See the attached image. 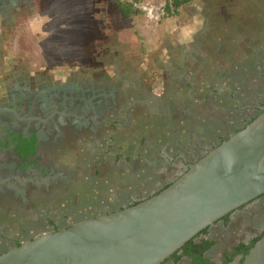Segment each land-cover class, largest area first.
Returning <instances> with one entry per match:
<instances>
[{"label": "rangeland", "instance_id": "obj_1", "mask_svg": "<svg viewBox=\"0 0 264 264\" xmlns=\"http://www.w3.org/2000/svg\"><path fill=\"white\" fill-rule=\"evenodd\" d=\"M8 2V10L4 12L6 17L0 23V86L3 80L8 83L9 78L18 79L22 72L29 79L48 77L61 81L72 74L95 79L108 76L112 84L122 75L129 82L137 80L141 103L145 99L151 102L153 95L158 97L166 88L172 94L171 106L151 109L153 117L145 111V106H140L139 127L135 120L128 129L118 127L114 144L103 139H87L86 143L73 140L76 143L73 154H91L90 172L84 180L86 176L87 180L92 179L93 189L88 194L85 182L83 192L70 205L45 207L41 215L56 223L75 225L79 220L74 216L91 214L95 209L109 212L129 196L150 191L148 184H153L154 180L148 172L149 165L163 156L161 148L163 151L165 145H170L164 147V155L172 157L177 153L172 145L175 139L184 145L202 144L207 138L208 127L221 133L224 122L232 123L237 116L233 105L219 115L220 106L214 100L206 104L195 100L189 103L192 105L190 110L187 94L192 90L199 91L204 81L200 75L188 91L184 77L197 75L201 68L206 69L217 83L216 87L219 84L222 89L232 86L236 89L235 96L239 97L243 107L248 104L246 98L260 92L264 84V14L260 8L264 0H196L183 9L179 18L170 19H161L163 0L142 3L139 6L141 15L130 19L122 17L114 0ZM208 3L216 5V11L207 7ZM216 14L221 19L215 18ZM260 34L263 36L261 41ZM255 40L261 43L255 51L259 65L256 74L249 68L253 56L243 47ZM193 51L195 55H192ZM181 52L185 53L184 57ZM243 62L245 66L241 65ZM235 64L239 67L237 72L244 77L242 84H233L229 76H223ZM168 121H171L175 135L170 132ZM143 139L146 141L142 146ZM166 140L169 144H165ZM129 148L133 149L130 162L126 160ZM188 153L187 157H191L194 152L188 150ZM138 155L146 159L135 160L133 157ZM161 164L163 162L156 164L153 170L161 171ZM170 169L174 170L173 167ZM93 204L96 207L92 211L90 206ZM66 212L70 217L64 216ZM241 216L226 228L218 226L212 230L209 237L215 241V246L208 256L213 264H220L221 257L229 254L237 242L254 234L255 227L264 217V207ZM51 230L47 227L41 234L51 233ZM21 231L20 220L0 224V236L13 239ZM178 264L190 263L184 259Z\"/></svg>", "mask_w": 264, "mask_h": 264}, {"label": "flooded vegetation", "instance_id": "obj_2", "mask_svg": "<svg viewBox=\"0 0 264 264\" xmlns=\"http://www.w3.org/2000/svg\"><path fill=\"white\" fill-rule=\"evenodd\" d=\"M9 4L8 0H0V23L6 17ZM212 5L217 9L216 5ZM262 77L264 82V75ZM17 78H9L8 83L3 80L0 86V224L20 220L22 231L13 239L0 236V255L16 248L18 244L34 239L45 232L47 227L52 228L53 232V227L48 226L49 222H53L56 227L66 225L64 222L56 223L41 215L43 209L53 205L57 207L70 205L72 200L83 192L85 182L84 187L88 194L93 189V180H87L88 176L84 180V176L90 172L89 165L93 160L91 154H73V147L76 144L73 140L86 143L87 139L91 141L103 139L114 144L112 140L115 141L118 127L128 129L134 120L139 127L140 106L142 108L145 106V111L153 117L151 109L161 105L171 106L172 97L169 93V96H166V91L170 92L166 88L158 97L153 95L151 102L145 99L141 103V93L136 87L137 80L134 79L135 83H132L122 75L116 78L117 82L114 84L108 76L95 79L81 78L76 74L69 75L64 81L48 77L29 79L25 72ZM242 78L244 80V77ZM262 86L260 92L251 93L246 98L245 103L248 104L244 107L239 97L233 95L236 100L233 110L237 116L232 123L224 122L221 133L212 130L214 127H208L207 138L202 144L191 142L192 145H184L177 138L172 143L177 153L172 157L164 155V147L168 148L170 145H165L163 151L161 148L163 156L160 155V159H154L149 165L148 172L154 180L151 182L153 184H148L151 187L150 191L138 196H129L121 204L112 207L109 212L150 198L182 176L190 165L220 145L221 140L228 139L236 130L257 118L264 107V84ZM168 142L170 141L166 140L165 144H169ZM188 150L194 152L191 157H187ZM133 158L146 159L142 156ZM159 162H163L161 171H154L155 165ZM171 167L174 170H171ZM134 178L139 181L137 176L134 175ZM261 206L264 207V194L230 213L227 222H224L223 218L215 222L207 228L206 237L199 238L210 239L209 236L215 227H227L236 217L244 216ZM95 207L94 204L90 206L92 211ZM95 210L91 214H80L73 218L92 219L107 213ZM64 216L70 217L68 212ZM45 218L47 220L44 221ZM263 232L264 217L255 227L254 234L246 236L234 247L241 243L248 245ZM241 258V255L236 256L228 264H239ZM184 259L189 262L184 257L180 262ZM162 264H174V261L169 258ZM220 264H223V256Z\"/></svg>", "mask_w": 264, "mask_h": 264}, {"label": "water", "instance_id": "obj_3", "mask_svg": "<svg viewBox=\"0 0 264 264\" xmlns=\"http://www.w3.org/2000/svg\"><path fill=\"white\" fill-rule=\"evenodd\" d=\"M263 194L264 107L159 194L38 235L0 255V264H162L200 232ZM243 264H264V235Z\"/></svg>", "mask_w": 264, "mask_h": 264}, {"label": "trees", "instance_id": "obj_4", "mask_svg": "<svg viewBox=\"0 0 264 264\" xmlns=\"http://www.w3.org/2000/svg\"><path fill=\"white\" fill-rule=\"evenodd\" d=\"M149 0H131L130 2L127 1H121V0H114V4L115 7L117 8V10L120 12V14L122 15L123 18L125 19H130L131 17L134 16H139L141 15V9L139 8V6ZM164 1V6L162 8V14H161V19H170V18H179L181 15V12L183 11V9L187 6L192 5L196 0H163ZM210 3L207 4V7L211 8L213 11H216V8ZM260 8L262 10V15L264 14V2H261ZM217 13V12H216ZM218 14V13H217ZM217 14L215 15V18H220L219 16H217ZM262 31V30H260ZM263 32V31H262ZM259 40L261 41L263 39V36L260 34L258 35ZM235 40V39H234ZM197 41V38H196ZM257 42V43H256ZM259 41L255 40L252 43L249 44H244L243 47L245 49V52L248 55L253 56L252 60H251V65H250V69L251 71L256 74L257 73V69L258 68V63L257 62V58L255 57L256 54L258 55L257 52H255L258 49V45H261V43H258ZM197 44H194V47H196ZM196 49V48H195ZM217 52V50H216ZM184 52H181V55L184 57ZM196 52L193 51L192 55H195ZM218 54V53H217ZM203 55V54H202ZM213 55L215 56L216 53L215 51L213 52ZM205 58V56H204ZM256 59V60H255ZM245 62H243L244 65ZM242 68V67H241ZM236 69H239V67L235 64L230 72H225L223 76L225 77H230L233 81V84L235 83H240L242 84V75L240 73H238ZM184 73H186V70L184 69ZM199 74V75H198ZM201 75V78L203 79L204 83L201 87H199V91L197 90H191V88L193 87L191 85V83L194 80H197L199 78V76ZM211 74L208 73V71H206V69H200L197 72V75H189L184 77V82L188 83V91L189 93L187 94V101H188V106L190 107L189 109L191 110V104H189L190 102H195V100H197L198 102H202L203 104L208 103V101H212L214 100L215 104L220 106V110L222 112V110H227L228 108H231L232 105L234 106L236 103L235 98L233 97V95L236 92V89L232 86L230 89L228 88H224L222 89L219 84L216 87V84L213 80V76H210ZM188 79V81H186ZM221 88V89H220ZM167 93H169V91H166ZM197 93V94H196ZM169 98V97H168ZM172 98V97H170ZM217 99V100H216ZM229 99V100H227ZM220 100V103H219ZM230 101V103H229ZM255 119H253L252 121H250L247 125H249L251 122H253ZM167 124L169 125L170 128V132L174 133V129H172V124L171 121H168ZM247 125H245L243 128L238 129L235 131V134L238 133L239 131H241L242 129H244ZM161 137V136H160ZM227 139H223L221 140L222 142H225ZM146 140H142L141 141V145L143 146ZM112 142H114V139L112 140ZM142 148V147H140ZM133 149L129 148L128 149V155L126 156V160H128L129 162L131 161L132 157L131 155V151ZM139 156V155H138ZM140 157V156H139ZM173 183V182H172ZM172 183L164 186L161 190H159L158 192H156L154 195L155 196L157 194H159L160 192H162L163 190H165L166 188H168ZM151 196V197H152ZM140 203V202H139ZM139 203H134L130 206H127L126 208L135 206ZM124 208H120L118 210H113L110 212L105 213L104 215H108L117 211H120ZM230 214L225 216L223 218L224 222L228 221ZM96 218V217H95ZM94 219V218H92ZM89 219H81L78 221V223L86 221ZM48 226L53 227V232H58L62 229H67L69 227H71V225H63L60 227H56L54 226L53 222H49ZM45 228V227H44ZM207 235V228L205 230H203L202 232H200L198 235H196L193 239H191L189 242H187L181 249H179L177 252H175L170 259H172L174 261V264H177L180 262L181 258L184 257L186 259L189 260L190 264H212L210 258L208 257V253L211 251V249L215 246V241L213 239H205V238H199L201 236H205ZM264 232L257 238L253 239L250 241V243L248 245H245L243 243L239 244L238 246L234 247L232 252L229 254H225L223 256V264H228L230 262H232L233 258L236 256L241 255L242 258L239 261V264H243L245 257L249 254L250 250L254 248V246L256 245V243L263 237ZM33 239H30L29 241H31ZM22 244H18L16 246V248L20 247ZM168 260V259H167ZM166 260V261H167ZM165 261V262H166Z\"/></svg>", "mask_w": 264, "mask_h": 264}]
</instances>
